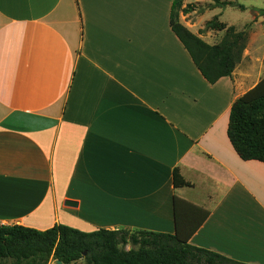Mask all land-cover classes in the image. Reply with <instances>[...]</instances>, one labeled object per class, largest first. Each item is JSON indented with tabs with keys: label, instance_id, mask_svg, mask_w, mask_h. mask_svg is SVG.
<instances>
[{
	"label": "crops",
	"instance_id": "0c3cea01",
	"mask_svg": "<svg viewBox=\"0 0 264 264\" xmlns=\"http://www.w3.org/2000/svg\"><path fill=\"white\" fill-rule=\"evenodd\" d=\"M173 1L0 0V224L174 236L177 211L189 245L264 264V163L226 133L264 77V16L218 20L248 39L210 84L170 28Z\"/></svg>",
	"mask_w": 264,
	"mask_h": 264
},
{
	"label": "trees",
	"instance_id": "16d2710c",
	"mask_svg": "<svg viewBox=\"0 0 264 264\" xmlns=\"http://www.w3.org/2000/svg\"><path fill=\"white\" fill-rule=\"evenodd\" d=\"M182 1L172 3L169 19L172 32L208 83L230 76L246 46L247 30L237 32L234 27L218 22L215 16L206 23L205 30L223 31L224 36L218 44L209 45L179 22ZM212 1L213 7L243 9L234 2ZM190 11V6L181 10L183 14ZM257 12L264 16V9ZM226 133L241 160L264 163V77L232 103ZM179 223L176 211L174 236L105 229L86 233L62 224L39 231L0 224V264L4 259H10L11 264H47L51 257L61 264H76L79 260L84 264H243L189 245L191 233L181 232Z\"/></svg>",
	"mask_w": 264,
	"mask_h": 264
},
{
	"label": "rangeland",
	"instance_id": "374dc122",
	"mask_svg": "<svg viewBox=\"0 0 264 264\" xmlns=\"http://www.w3.org/2000/svg\"><path fill=\"white\" fill-rule=\"evenodd\" d=\"M225 2H234L238 6H242L239 8L237 6H226L219 11L215 9L214 11H207L208 9L213 8L214 2L212 0H183L181 10L190 6L191 11L189 13L183 14L181 10L178 12L179 22L183 25L184 23L190 25L192 29L196 31H203L206 33L205 25L209 20H212L215 16L218 18L220 22L227 23L228 25L239 26L240 23L246 22L248 25L252 23V21H247L251 18V12L255 10L264 9V0H222ZM213 2V4H212ZM212 17V18H211ZM184 26V25H183ZM203 33V34H204ZM262 73H264V68L262 69ZM130 248L129 245L125 247L126 250ZM10 259L2 260L1 264H11ZM47 264H56V260L52 257L48 261ZM76 264H84L83 260H79Z\"/></svg>",
	"mask_w": 264,
	"mask_h": 264
},
{
	"label": "water",
	"instance_id": "95a60500",
	"mask_svg": "<svg viewBox=\"0 0 264 264\" xmlns=\"http://www.w3.org/2000/svg\"><path fill=\"white\" fill-rule=\"evenodd\" d=\"M64 205L65 206H71V205H75V204L73 202H71V201H65ZM56 264H61V262L60 261H56Z\"/></svg>",
	"mask_w": 264,
	"mask_h": 264
}]
</instances>
